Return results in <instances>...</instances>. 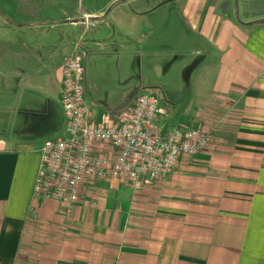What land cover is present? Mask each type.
Listing matches in <instances>:
<instances>
[{"label":"crops","instance_id":"crops-1","mask_svg":"<svg viewBox=\"0 0 264 264\" xmlns=\"http://www.w3.org/2000/svg\"><path fill=\"white\" fill-rule=\"evenodd\" d=\"M74 49L90 126L121 124L126 98L149 96L120 89L128 65L156 70L165 56L160 71L189 59L200 72L173 128L216 138L133 194L87 181L68 208L32 200L39 138L61 135L59 67ZM0 80L24 89L10 98L17 139L0 140V264H264V0H0ZM154 104L171 128L168 101Z\"/></svg>","mask_w":264,"mask_h":264},{"label":"built area","instance_id":"built-area-1","mask_svg":"<svg viewBox=\"0 0 264 264\" xmlns=\"http://www.w3.org/2000/svg\"><path fill=\"white\" fill-rule=\"evenodd\" d=\"M82 60L83 54L74 49L60 64L56 95L61 135L43 141L36 152L32 200L68 208L87 181H122L135 189L168 175L178 160L205 149L209 133L190 126L159 127L153 100L141 93H135L126 106L121 124L90 126L83 102Z\"/></svg>","mask_w":264,"mask_h":264},{"label":"rangeland","instance_id":"rangeland-1","mask_svg":"<svg viewBox=\"0 0 264 264\" xmlns=\"http://www.w3.org/2000/svg\"><path fill=\"white\" fill-rule=\"evenodd\" d=\"M164 59H166L165 56L159 57V65L156 66V70L149 68L148 70H141L138 72L135 65H133L132 69L129 68L128 65L127 70L123 73L126 76L120 78V89L132 85L133 90L138 89L144 94L148 93V98L153 100L157 106L161 105V100L168 101L169 106L162 109L161 113L168 116L166 124L173 128L176 125V121H178L176 117H180L179 115L182 114L183 109L190 104V100L192 104L195 105V99L198 98L196 94L198 87L195 85V80L200 72L192 70L197 63L189 59H187L190 63L189 66L182 71H179V65L176 64L179 62V59L168 63L169 67L166 71H160ZM133 60H135V57ZM187 80L188 85H186ZM2 83L3 81L0 80V140L12 141L16 140L17 136L13 135L11 128H9V107H12V100H10V98L18 95V88H11L9 86L3 87ZM18 91L19 94L22 95L24 89L20 88ZM173 91L175 94H171L170 97V93ZM58 122V125H60V120ZM57 133L58 131L50 136L40 137L39 140L40 142L50 139L53 140L56 138ZM209 135L212 139L216 138L214 134ZM143 187L150 188V185ZM139 189L140 187L135 189L128 188L126 192H131L133 194Z\"/></svg>","mask_w":264,"mask_h":264},{"label":"water","instance_id":"water-1","mask_svg":"<svg viewBox=\"0 0 264 264\" xmlns=\"http://www.w3.org/2000/svg\"><path fill=\"white\" fill-rule=\"evenodd\" d=\"M134 94H135V93L129 95V96L126 98L125 102H124L123 105L117 110V112H120L121 110H123V109L126 108V106H127L128 103L130 102V100L132 99V97L134 96Z\"/></svg>","mask_w":264,"mask_h":264}]
</instances>
